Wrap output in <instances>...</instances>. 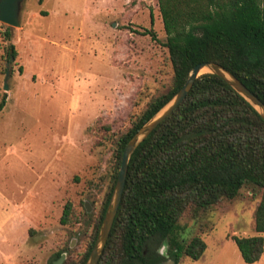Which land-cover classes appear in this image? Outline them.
<instances>
[{
  "label": "rangeland",
  "instance_id": "374dc122",
  "mask_svg": "<svg viewBox=\"0 0 264 264\" xmlns=\"http://www.w3.org/2000/svg\"><path fill=\"white\" fill-rule=\"evenodd\" d=\"M18 20L0 21V264H48L57 250L84 249L115 139L171 87L173 71L157 0H21ZM8 42L16 49L11 61ZM260 194L243 186L232 199L185 210L176 240L198 235L206 247L198 259L179 253L177 264H264V250L246 263L232 239L257 234ZM66 202L74 216L63 224ZM168 249L165 240L158 251Z\"/></svg>",
  "mask_w": 264,
  "mask_h": 264
},
{
  "label": "trees",
  "instance_id": "16d2710c",
  "mask_svg": "<svg viewBox=\"0 0 264 264\" xmlns=\"http://www.w3.org/2000/svg\"><path fill=\"white\" fill-rule=\"evenodd\" d=\"M173 77L171 87L151 98L131 126L116 139L111 172L101 207L84 249L66 252L62 264H85L112 194L125 144L183 85L191 68L214 61L229 70L264 103V0H157ZM144 33L155 34L151 29ZM10 40L9 26L2 31ZM6 58L16 56L8 42ZM12 58V59H11ZM6 93L0 97V111ZM260 190L251 236L232 235L244 262L264 250V119L254 106L215 73L200 74L185 99L132 152L120 203L97 264H158L179 253L198 259L204 240L185 244L175 238L177 222L188 208H209L235 197L243 186ZM83 213L92 217L84 206ZM66 202L60 222L73 219ZM78 219L77 217H75ZM167 241V256L158 248Z\"/></svg>",
  "mask_w": 264,
  "mask_h": 264
},
{
  "label": "water",
  "instance_id": "95a60500",
  "mask_svg": "<svg viewBox=\"0 0 264 264\" xmlns=\"http://www.w3.org/2000/svg\"><path fill=\"white\" fill-rule=\"evenodd\" d=\"M21 0H0V21L8 25H19V9ZM12 59V58H11ZM202 68H206V71L201 72ZM210 72L220 76L225 82H227L232 88H234L240 95H242L264 119V103L253 93L243 82H241L236 76H234L229 70L222 65L214 61H201L196 63L190 70L185 82L177 90V92L148 120H146L140 128L131 136L127 141L122 151L120 167L118 170V176L110 196L107 208L105 210L103 219L99 226L94 244L91 248L89 256L85 264H97L110 229L117 212L120 199L122 196L126 172L128 167L129 158L138 144L167 116H169L177 106L185 99L187 93L193 85L194 80L202 73ZM10 74V69L6 70L3 88L8 89L7 78ZM87 210L89 208L86 205ZM66 257V252H62L59 257L54 259L51 264H62ZM158 264H174L172 258H167Z\"/></svg>",
  "mask_w": 264,
  "mask_h": 264
},
{
  "label": "bare ground",
  "instance_id": "6f19581e",
  "mask_svg": "<svg viewBox=\"0 0 264 264\" xmlns=\"http://www.w3.org/2000/svg\"><path fill=\"white\" fill-rule=\"evenodd\" d=\"M206 70H207L206 68H202V69H201V72L206 71Z\"/></svg>",
  "mask_w": 264,
  "mask_h": 264
}]
</instances>
